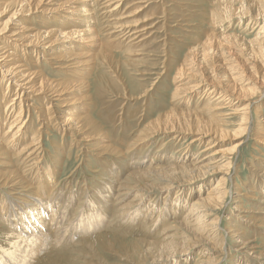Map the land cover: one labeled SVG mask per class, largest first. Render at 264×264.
Instances as JSON below:
<instances>
[{"label": "rangeland", "instance_id": "obj_1", "mask_svg": "<svg viewBox=\"0 0 264 264\" xmlns=\"http://www.w3.org/2000/svg\"><path fill=\"white\" fill-rule=\"evenodd\" d=\"M68 1L45 0L41 7L61 10ZM8 2L0 0V13ZM74 6H82L86 18L70 23L61 12H38L42 8L22 18L25 26L55 30L56 38L39 54L18 45L16 61L67 90L63 101L49 93L42 100L52 123L42 125L35 99L29 104L36 111L22 116L15 137L23 133V140L14 152L40 130L36 154L21 162L7 151L0 156V178L12 182L20 174L26 183H0V264H264V141L258 136L264 133V0H79ZM87 27L94 39L88 45L66 37ZM58 53L62 62L83 57L88 63L57 68ZM214 88L229 97L219 106L220 124L240 129L239 135L223 139L207 124L196 128L197 118L210 121L204 90ZM12 93L0 77V137L9 126L2 109ZM71 99L79 104L70 108H83L74 118L82 119L81 128L59 119ZM247 104L250 114L242 121ZM235 106L242 112L234 113ZM195 137L201 141L192 142ZM201 160L200 173L181 169ZM155 167L160 172L147 173ZM134 172L139 177L127 180ZM166 176L177 179L168 195L162 191L167 183L157 180ZM220 179L219 206L200 205L207 210L203 221L212 224L193 234L192 218L182 220ZM36 217L49 235L38 233L37 241L24 244ZM167 241L179 251L162 259L167 253L158 245Z\"/></svg>", "mask_w": 264, "mask_h": 264}, {"label": "bare ground", "instance_id": "obj_2", "mask_svg": "<svg viewBox=\"0 0 264 264\" xmlns=\"http://www.w3.org/2000/svg\"><path fill=\"white\" fill-rule=\"evenodd\" d=\"M43 1H45V0H9V2L1 10V13H0V20H2L4 18V21H1L0 22V36H5L4 38L6 39V40L0 39V73H1L0 77H1V79L3 78L4 80H6L7 81V86H9L13 90V93H12L13 99L11 100L12 102L5 103L3 105L4 108L2 109L3 110V115L6 116V118H5L4 121L6 123H8L9 126H8L7 129H5L3 131V135L0 137V156L3 154L4 151H7V153L9 155H11L10 156V159L14 158L16 161H19L20 160L19 162H21L23 156H25V157L28 158V157L36 154V152L40 150V146H38L41 143L40 140H39L40 137H38L40 130H36V131H34L33 135L31 136V141L30 142H27L26 139H25L23 141V146L19 149V151L14 152L15 151V146H16L17 142H20V141L23 140V133H21L18 138L15 137V135H17V133L19 132V130L21 128H23L22 127L23 126V118H22L23 114L24 113L28 114L32 109H34L36 111L35 106H33V104H29V102H31L30 100L35 99V101H38V102L41 103V105H40V103H38L39 104V107L43 110L41 112L42 113L41 116L42 117H45V118H43L42 125L43 126L44 125L46 126V125L49 124V122L52 119H54V116H53L54 114L51 113V112H49L50 107L44 106L46 104L42 100L44 99L45 95L49 93L53 97L52 98V99H54L53 101H57V100L58 101L59 100L61 101L62 100V97L64 96L65 90H67L66 85H63L61 83H55L54 84V82H51V81L47 80V78H45L44 75L42 76L41 75V72H35V70H32L30 68H27L26 65H23V64L18 63L16 61L17 56H16L15 52H13V51H15L17 49V46L18 45L25 46V47H27L29 49L31 47L32 50H33V52L39 54L40 52L38 51V48L43 47L44 45H46V43L49 44V43L53 42L54 41L53 39L56 38V33H54L55 30H53V29L52 30H48L47 28H45V26L44 27H40L38 29L37 28L35 29L32 26L31 27L25 26L24 24H27V23H24L25 21L22 18L24 16H27V15L36 13L40 8H42V9H41V11L39 10L38 12H45V13H48V14H50V13H60V12L63 13L64 15L61 14V16L65 17L66 20L69 21L70 23H71V21H72V23H73L74 20L76 21L77 15L84 16V18H86L85 17L86 14L84 13L83 7L80 6L79 9H77V7L74 6V3H76V1H79V0H71V1H68L65 4V6L63 7V9H61V10H57V9L53 10V9H49V8H46V7H41L42 6L41 3ZM223 2H224V0H223ZM85 12H87V10H85ZM256 17L258 18L257 14H256ZM256 17H254V18H256ZM87 18H89V16ZM67 24H69V23H67ZM83 24H85V23H83ZM69 25H71V24H69ZM62 27L65 28L64 25ZM66 28H67V26H66ZM69 28H71V27H69ZM90 33H91V29H89L87 27L86 30H84V29L83 30L81 29L80 31H79V29L78 30H70V33H67L66 37L67 38L73 37L74 40H78V42L85 43V44L88 45V44H90V43H87V42H89V40H94L93 37L90 35ZM51 35H53V36L51 37ZM43 40H48V41L42 43ZM87 45H85V46H87ZM91 46L94 47V45H91ZM22 51H24V50L22 49ZM261 51H262V49H261ZM41 53H43V52H41ZM201 54H202V52H201ZM54 57H55L54 58V61H55L54 65L57 66V68H65V69L66 68H70V67L76 68L78 66V64H80V65L83 64L84 65V64H87L88 63V61H86L87 59L86 58L84 59L83 57L80 58V60H78V61L75 60V59H71V61H68V63L66 61L65 62H62L61 61V59L65 58V56L60 55V53H58L57 55L54 54ZM76 59H77V57H76ZM189 67H191V66H189ZM37 68H39V67H37ZM230 71H231V69H230ZM224 76L225 75H223V77ZM223 77H221V79ZM222 80H224V79H222ZM219 81H221V80H219ZM199 82L200 83L203 82V79L201 78L198 81V83ZM221 82H224V81H221ZM229 82H230V86H227V89H229L231 91H234V89H235L234 85L235 84L232 82V80H229ZM231 83H233V84H231ZM214 84H217V83H214ZM193 86H194V89L193 90H196V88L199 87V84H195ZM221 87H222V85H221ZM190 88H192V87H190ZM190 91L191 90H189V92ZM204 91L210 97L209 98V101L210 102L207 103V106H206V110L208 111L209 116H210L209 117L210 118V121H209L210 123L209 122L208 123L207 122H204V121L200 120L199 118H197L198 120H196V124H195L196 128L197 129H200L201 127H203V128H207L208 127V129H206V130L212 131V133L214 134L215 137L218 136V138L220 137V138H223V139L226 138L227 136H229V133H234L233 136L239 135L240 134V129L235 130V131L228 130V129H224L223 126L219 122V120H220L219 117L221 116L220 115L221 114L220 109H223L222 108L223 106L222 107H219V106H221V105H224L225 106L224 102L229 100L228 99L229 98L228 95L220 92V90L215 89V88L214 89H206ZM240 93H242V91L237 92L238 95ZM39 95H41V96L38 98ZM2 100L4 101V99H2ZM13 101H15V103ZM26 103L28 104V106L25 105ZM75 104H79V101H76L74 99H71V101H68V102L67 101H64V104H62L61 107H60L61 108V114L62 115H61V117H59V119H60L61 122H63L64 125H68V126H70V128H71V126H74L77 129V128H81V120L82 119L81 118L74 119V118H75L76 115H78V113H82V111H83L82 109L83 108L82 107H79V108H70L71 106H73ZM8 105H9V108L11 109V110L8 109V110H10L9 112L7 110V106ZM245 106H247V108L246 107L245 108H242L241 110L243 111V113H242V115H239V116H242V118H243L242 121H246V117L248 116V114H250L249 113V111H250L249 110V104H247ZM231 110L234 111V113H236V114L242 112L240 109H238V106H235ZM203 115H204V113H203ZM10 118H12L11 121H10ZM52 122L53 121H51V123ZM206 124H207V127L205 126ZM241 125H243V124H241ZM263 127H264V123H262L261 129ZM243 130H244V128H243ZM77 131H81V130L79 129ZM200 133H201V131H200ZM258 136H260L259 138L264 141V133H262L260 131L259 134H258ZM195 141H201V138L195 137V139H193L192 142H195ZM35 142H37V143L36 144H33ZM32 144H33V146H32ZM11 153H13V154H11ZM211 156H216V153L214 155H211ZM34 158L38 159V156L36 155ZM211 159H213V157H211ZM202 163H203V161L202 162H198V164L195 165V167H194V165L193 166L192 165L183 166L181 169L182 170H186V173L187 174H189V173L190 174H192V173H200L201 172V169H203V167H205V165L202 164ZM190 167H194V168H196V170L195 169H193V170L188 169ZM149 169L150 170H148L147 173L148 172H160V168L159 167H155L153 169L149 168ZM11 173H13V172H11ZM22 173H24V172H22ZM137 173H139V172H134V173L129 174L128 176H126V179L128 178L127 180H129V178L132 179L133 177H139V175ZM187 174H185V175H187ZM0 176H3V175H0ZM188 177L191 178V177H193V175H189ZM3 178H0V183H3L4 185H6L7 183H13V182L15 184H19L20 185L21 183L24 182V180L21 178L20 174H19L18 180H14L12 182H8L7 179H3ZM182 178H186L187 179V177H182ZM1 179H3V180H1ZM127 180H126V182H127ZM157 180L159 182H162V183L163 182L167 183L166 185H167V187H169V188H166L167 192L165 191V188L164 187H163L164 189H162V191L164 193H166V195H168L169 190H171L173 188L172 186H174L173 181L174 180H177V179H175V178L173 179L170 176H166L164 179H157ZM221 182L222 181L220 179L219 182L215 185V187L214 188H211V190H209L205 194H204V191H202L200 193V195L197 196L196 201L194 200L195 202L193 204H190L189 210L187 211V215H185V218L182 221L183 222H186V223H190V221H189L188 218H190V219L192 218L191 222L194 223L195 225H191V226H195V227L198 228V226H201L202 225V227H199L198 229L196 228V230L193 231V234L195 232L196 235H197L198 234L197 233L198 231H200V232L201 231H204V229L206 227H208L209 225L212 224V222L205 223V221H203L205 219L204 216H206V214H204V213H206L207 210H203L202 211L200 205H204L205 207H216V206H219L220 202L222 201V197H221V192L218 191L216 189V187H220L221 186ZM123 184L125 185V182ZM32 185H30V186H32ZM27 186H29V185H27ZM27 186H24V188L27 187ZM133 188H135V187H133ZM128 189H130L129 186H128ZM11 190L12 191H16V189L13 188V187L11 188ZM138 197H139V195H138ZM134 201L135 200L132 199L129 202V204H127L126 206L133 205ZM121 207L124 208V205L121 206ZM127 209H126V211H127ZM126 214H128V212L127 213H124V214H121V216H128ZM169 214H171V213H169ZM230 214H231V212H230ZM260 214H263V212L260 213ZM40 217L42 218L43 216L41 215ZM40 217H36L35 218V221H34V219L30 221L32 223V229L33 230H32V232H29V231H25L24 232V234H26V236H23L21 238V240H23V243L24 244L37 241L38 236H39L38 233H44V231L45 232L48 231L47 223H46V225H45V227L43 229H39V226H40L39 223L42 222V221L39 220ZM49 218H51V217H49ZM53 218L55 219V217H53ZM163 223H164L163 224V226H164L166 224V222L164 221ZM50 227H51V224H50ZM55 230L58 232V234H60V230L58 228H55ZM190 230H191V228H190ZM167 232L168 231H166L165 230V227H164L162 229V233L164 235H166ZM36 233H37V238H35L36 237L35 236ZM215 233H217V232H215ZM208 234H210V233H208ZM43 235H45V234H43ZM48 235H49V233H47V236ZM205 238H207V237H205ZM56 240L58 241L57 238H56ZM199 242H201V241H199ZM165 243H166L165 245H158V246H160L162 248V251L163 252H166L167 253L166 258H162V259L172 258L173 256L171 255V253L177 252L179 250H173L175 248V245H173L171 243L168 244V241L165 242ZM194 244H193V246H194ZM201 245H203V244H201ZM199 248H200V246H199ZM183 249H185V248H183Z\"/></svg>", "mask_w": 264, "mask_h": 264}]
</instances>
